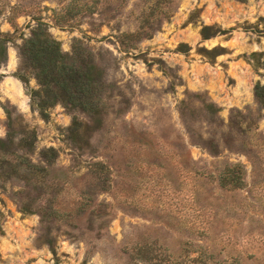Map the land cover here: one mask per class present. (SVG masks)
Here are the masks:
<instances>
[{
    "label": "rangeland",
    "instance_id": "obj_1",
    "mask_svg": "<svg viewBox=\"0 0 264 264\" xmlns=\"http://www.w3.org/2000/svg\"><path fill=\"white\" fill-rule=\"evenodd\" d=\"M38 22L103 72L98 117L40 114L18 50ZM0 32V138L44 168L0 180V264H264V0H0Z\"/></svg>",
    "mask_w": 264,
    "mask_h": 264
},
{
    "label": "trees",
    "instance_id": "obj_2",
    "mask_svg": "<svg viewBox=\"0 0 264 264\" xmlns=\"http://www.w3.org/2000/svg\"><path fill=\"white\" fill-rule=\"evenodd\" d=\"M145 25L140 22L136 35L140 36L145 29ZM232 30V29H230ZM230 30H221L211 25H201V40H207L216 34H223ZM146 34V32H145ZM10 41L8 34L0 32V64L6 59V44ZM22 63L33 70V75L37 80L39 89L32 90L36 107L42 116H46V108L61 102L71 108H77L86 113L91 118H96L101 113V95L103 92V72L97 68L92 60L91 54L79 47H75L71 53H64L60 43L53 38L43 27L42 22L31 30L30 35L18 46ZM178 52L187 53L189 46L180 43L176 48ZM256 55L255 52L252 56ZM26 81V76L20 74ZM254 96L261 107H264V86L256 83L254 86ZM207 106L210 114L219 111L213 103ZM34 136V133H32ZM33 141L19 146L22 153H17L13 149V139L8 134L5 139L0 138V180L6 181L13 177L28 181L37 178L38 174L44 171L39 168L31 159ZM27 146V147H26ZM24 148V149H23ZM212 149V143L208 144ZM54 158V150L49 148L43 156ZM49 159V160H50ZM48 160V162H49ZM50 163V162H49ZM98 172H105L108 168L102 162H94ZM240 170L239 166H227L219 174L220 185L227 184L232 171ZM105 178H103L104 180ZM233 184V183H232ZM233 186H237L233 184ZM50 248L54 251L52 241Z\"/></svg>",
    "mask_w": 264,
    "mask_h": 264
},
{
    "label": "bare ground",
    "instance_id": "obj_3",
    "mask_svg": "<svg viewBox=\"0 0 264 264\" xmlns=\"http://www.w3.org/2000/svg\"><path fill=\"white\" fill-rule=\"evenodd\" d=\"M16 93V92H15Z\"/></svg>",
    "mask_w": 264,
    "mask_h": 264
}]
</instances>
